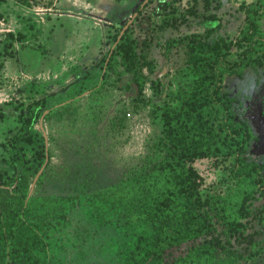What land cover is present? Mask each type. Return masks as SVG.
Segmentation results:
<instances>
[{"label":"trees","instance_id":"trees-1","mask_svg":"<svg viewBox=\"0 0 264 264\" xmlns=\"http://www.w3.org/2000/svg\"><path fill=\"white\" fill-rule=\"evenodd\" d=\"M14 1L32 7L38 0ZM149 1L157 2L158 11L163 12L162 26L179 29L180 0ZM191 1L188 13L199 17L205 32L171 35L160 46L165 54L179 45L187 46L196 83L189 93L177 96L179 106L164 97L163 130L152 144L163 156L155 167L137 169L126 178L90 192L34 191L29 196L33 177L47 156L45 137L35 125L46 110L47 118L53 115L54 105L48 104L47 96L29 103L8 102L14 103L15 119L20 125L3 144L0 264H66L63 254L70 247L77 248V259L82 261L87 256L83 245L100 228L122 234L110 244L117 264L242 263L228 253L233 241L241 237L242 219L250 215L252 199L264 196V162L248 158L255 135L247 119H235L232 108L236 100L223 87L227 77H242L246 70L258 74L263 71L264 76V0L240 4L244 16L235 39L215 35L216 26L208 23H215L219 16L211 12L201 18L197 11L200 0ZM216 1L203 0L204 8L218 7ZM52 4L53 0H48L47 5ZM140 10L138 5L135 11ZM123 28L113 34V45ZM25 38L23 32H7L0 47V69L4 58L13 54L15 41ZM146 45L128 27L111 55L112 49L109 51L108 61L105 59L107 70L102 73V83L118 85L128 75L136 86V100L141 101L148 80L155 83L149 76L154 66ZM66 107L68 104L63 105V109ZM7 117L10 114L0 109V118ZM31 145L38 147L36 165L27 156ZM205 158L217 165L232 160L226 190L204 197L200 192L203 178L194 162ZM76 209L82 211L86 224H72L71 213ZM221 252L227 253V261L221 258Z\"/></svg>","mask_w":264,"mask_h":264},{"label":"rangeland","instance_id":"rangeland-1","mask_svg":"<svg viewBox=\"0 0 264 264\" xmlns=\"http://www.w3.org/2000/svg\"><path fill=\"white\" fill-rule=\"evenodd\" d=\"M250 1L218 0V7L206 10L200 0L197 11L201 18L204 13H216L219 19L208 23L216 26L215 35L235 39L244 16L239 6ZM47 2L38 0L32 7L14 0L0 4V47L8 31L26 34L24 40L15 41L13 54L4 58L0 69V109L10 114L0 118V165L5 154L3 144L20 125L15 119L14 103L8 102L29 103L47 96L55 112L47 118L48 111L42 125L41 118L35 125V130L48 136V155L33 177V192H90L126 178L137 169L155 167L163 156L152 144L163 130L164 97L179 106L177 96L189 93L196 83L187 46L174 47L168 54L160 46L171 35L205 32L199 17L188 13L192 1L177 3L179 29L162 26L163 12L158 11L157 2L149 0H53L49 6ZM138 5L140 13L135 11ZM132 18L129 27L147 44L146 53L154 66L153 74L149 75L147 67L145 73L158 84L148 80L141 101L136 100V86L128 75L118 85L101 80L114 46L112 36ZM262 26L264 29V17ZM259 74L246 70L242 77H227L223 89L236 100L232 108L235 119H247L255 135L248 158L262 163L263 71ZM64 104H68L66 109ZM37 149L33 145L27 149L34 165ZM231 160L219 165L208 158L194 162L203 178L202 196L226 190ZM249 208L250 215L242 219L241 237L233 241L228 254L241 259V264H264V196L252 199ZM71 220L76 226L87 223L80 209L71 213ZM114 238H122V234L100 228L83 245L86 258L78 261L77 248L70 247L63 254L66 264H117V256L110 250ZM220 256L227 261V253L221 252Z\"/></svg>","mask_w":264,"mask_h":264},{"label":"water","instance_id":"water-1","mask_svg":"<svg viewBox=\"0 0 264 264\" xmlns=\"http://www.w3.org/2000/svg\"><path fill=\"white\" fill-rule=\"evenodd\" d=\"M132 20H133V18H132L131 20H129V22H127V24H126V25L124 26V28L121 30L117 42H116V43L114 44V46L112 47V50H111V52H110V55H111L113 49L115 48L116 44L118 43V41L121 39V37H122V35L124 34L125 30H126V29L129 27V25L131 24ZM110 55H109V56H110ZM108 59H109V58H108ZM48 111H49V110H46V111L44 112V114L42 115V117H41V125H42V121H43L44 115H45ZM44 137H45V141H46V149L48 150V136L46 135V133H44ZM47 155H48V153H47ZM36 179H37V177L35 178V180H36ZM35 180H34V181H35ZM33 189H34V184L31 186L29 196L32 194Z\"/></svg>","mask_w":264,"mask_h":264}]
</instances>
